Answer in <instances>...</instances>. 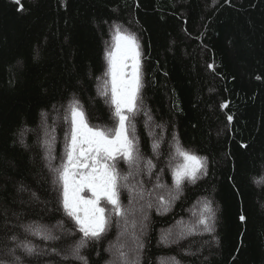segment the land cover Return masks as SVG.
Wrapping results in <instances>:
<instances>
[{
	"label": "trees",
	"instance_id": "16d2710c",
	"mask_svg": "<svg viewBox=\"0 0 264 264\" xmlns=\"http://www.w3.org/2000/svg\"><path fill=\"white\" fill-rule=\"evenodd\" d=\"M115 25L141 48L137 159L117 163L126 215L110 211L77 260L85 238L55 168L73 101L91 127L117 126L102 94ZM177 146L206 162L179 189ZM205 202L211 231L197 223ZM0 261L264 264V0H0Z\"/></svg>",
	"mask_w": 264,
	"mask_h": 264
},
{
	"label": "snow or ice",
	"instance_id": "6c2138e0",
	"mask_svg": "<svg viewBox=\"0 0 264 264\" xmlns=\"http://www.w3.org/2000/svg\"><path fill=\"white\" fill-rule=\"evenodd\" d=\"M140 57L137 37L115 25L111 50L106 56L108 68L105 75L108 79L104 81L102 88V94L110 95L111 104L114 105L117 121L114 129L89 126L79 102L73 101L70 105V132L66 140V154L55 172L57 182L61 185L63 208L85 238L71 249V255L78 259H84L80 256V249L85 245L86 239H99L109 227V209L101 206V201L111 206L113 215L121 218L126 215L119 198L122 177L117 163L122 159L131 166L137 159L135 142L128 134V123L130 114L136 112L142 87ZM228 119L231 120L232 117L229 116ZM176 153L182 158V163L173 172L179 189L186 179L195 182L198 174H204L206 162L179 146ZM149 165L151 166V162ZM123 179L127 181L128 177L124 176ZM85 193L91 195L86 196ZM212 214L210 204L205 202L197 223L203 225L206 231L212 230ZM240 219L245 218L241 216ZM192 230L191 227L188 229ZM24 247L28 253L34 252V248ZM0 264L4 262L0 261Z\"/></svg>",
	"mask_w": 264,
	"mask_h": 264
},
{
	"label": "rangeland",
	"instance_id": "374dc122",
	"mask_svg": "<svg viewBox=\"0 0 264 264\" xmlns=\"http://www.w3.org/2000/svg\"><path fill=\"white\" fill-rule=\"evenodd\" d=\"M122 30H124V29H122ZM125 31V30H124ZM112 42H113V37L111 38V39H109V43H108V47H107V52L109 51V50H111V46H112ZM140 51H141V48H140ZM106 52V53H107ZM141 53V52H140ZM140 60H141V57H140ZM106 61H107V59H106ZM105 66H106V72H107V68H108V63L106 62V64H105ZM107 79H108V77H106ZM104 79V78H103ZM107 79H104V81L105 80H107ZM140 94V93H139ZM110 96V95H109ZM111 98V97H110ZM138 101V100H137ZM112 108H113V111H114V105H112ZM90 126V125H89ZM129 127V126H128ZM128 134H129V128H128ZM129 137H130V135H129ZM84 195H86V196H90L91 195V193H85ZM101 206H103V207H105L106 209H110L111 208V206L110 205H107L106 204V202L105 201H101ZM110 212V210L107 212V214ZM132 225H135L134 227H135V229H137V231L140 233L144 228H142L143 226H141L140 224H138V222H137V224L136 223H134V224H132ZM128 226V228H124L125 230L127 229V230H129V231H127L126 232V236H125V239L126 238H128V241H130V242H132V241H137V237H136V235H135V229H133V230H130V228H132L131 227V225H127ZM131 240H130V239ZM69 257H71V258H73V259H77L78 260V258H75V257H73L72 255L71 256H69ZM132 257V256H131ZM134 258V257H133ZM133 258H131V259H133ZM130 259V260H131ZM135 259V258H134ZM124 264H130V262H127V263H124Z\"/></svg>",
	"mask_w": 264,
	"mask_h": 264
}]
</instances>
